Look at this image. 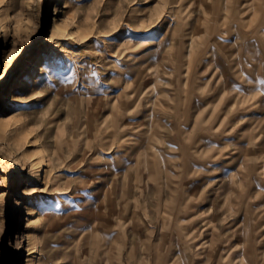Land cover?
Masks as SVG:
<instances>
[{
	"label": "rangeland",
	"instance_id": "1",
	"mask_svg": "<svg viewBox=\"0 0 264 264\" xmlns=\"http://www.w3.org/2000/svg\"><path fill=\"white\" fill-rule=\"evenodd\" d=\"M65 1L0 0V264H264V0Z\"/></svg>",
	"mask_w": 264,
	"mask_h": 264
},
{
	"label": "bare ground",
	"instance_id": "2",
	"mask_svg": "<svg viewBox=\"0 0 264 264\" xmlns=\"http://www.w3.org/2000/svg\"><path fill=\"white\" fill-rule=\"evenodd\" d=\"M64 8L67 9V10L65 11V13H67V12H69V11L72 10L71 6H70L69 3H68V0L65 1V6H64ZM62 11H63V10H61L60 7H58V6H57L56 9H55V12H56L57 15H59V13L62 12ZM55 28H57V29L59 28V25L57 24V21L55 22ZM43 58H44V53H40L39 61H42ZM38 67H39V65L35 64V65H34V68H33L32 71H31V73H32L33 71H36ZM23 84H25V80H24V78H23L22 81H21V85H20L19 91L22 89ZM12 94H13V93H12ZM12 99H13V98H12ZM7 130H8V129H7V125H6L4 122H3L2 124H0V134H5V133L7 132Z\"/></svg>",
	"mask_w": 264,
	"mask_h": 264
}]
</instances>
